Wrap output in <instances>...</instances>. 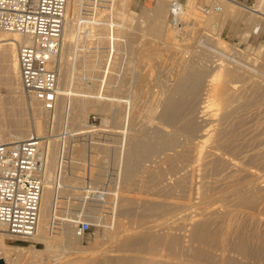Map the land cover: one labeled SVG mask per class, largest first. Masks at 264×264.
<instances>
[{
	"label": "rangeland",
	"instance_id": "1",
	"mask_svg": "<svg viewBox=\"0 0 264 264\" xmlns=\"http://www.w3.org/2000/svg\"><path fill=\"white\" fill-rule=\"evenodd\" d=\"M180 1L186 6V15L182 29L177 30L170 25L169 0H118L115 10L118 51L106 70V27L94 22L81 25V12L89 10L93 3L77 0L76 20L67 28L69 33L74 30L76 36L72 41H62L59 59V88L68 85V102L65 105L59 96L57 107L51 113L23 90L21 81L16 95L12 93L8 85L11 76L1 71L7 68L8 58H3L0 50V135L9 141L5 136L7 131L22 126L27 131L24 139L38 136L45 161L44 181L50 174L57 186L49 205L52 215L48 210L49 219L54 218L48 243L11 236L4 228L8 236L5 237L6 247H0V264H100L108 258L112 259V264H118L117 258L124 257L138 259L139 264H175L186 259L185 248L188 242L196 243L194 235L202 227L217 239L222 231L232 230L230 235H233L241 226L246 230L250 228L248 231L253 232L250 235L259 240L253 243H264V76L259 74H264V19L248 10L229 8L220 0ZM162 3V13L156 14ZM240 4L254 5L252 9L264 15V0L241 1ZM205 6H219L223 11L204 15ZM256 27H260L258 34L253 33ZM221 69L222 76L218 82H213V75ZM194 70L203 74L198 80L200 83L193 79L187 81V95L183 99L176 97L180 104L178 111L171 120H165L161 116L163 109L158 106L159 97L172 85L195 73ZM227 74L230 75L228 80ZM230 80L229 84L235 82L239 86L230 91L232 101L227 106L222 101L220 86ZM221 81L223 84L218 85ZM208 89L210 93L206 92ZM208 95L214 101H210L212 106L205 112L200 108L206 105ZM233 107L238 111L229 116L232 117L229 120L224 114ZM199 112L205 113L200 115ZM206 129L212 137L202 145L198 140H202ZM182 133L186 139L181 138ZM165 135L179 137L180 141L176 140L175 145L167 148L159 146L140 164L132 180L125 182L121 175L127 147L145 138L156 137L155 141L159 142V137ZM216 140L218 152L212 154L211 147ZM198 157L203 160L197 166ZM88 182L106 197L88 198L82 190ZM193 186L199 196L195 195ZM237 193L256 197L255 210L247 207L249 213H237L235 217L226 213L225 208L223 211L222 206L236 207ZM211 203L222 208L215 212L218 215L205 212L207 216L198 210L195 214V209L204 210ZM228 215L229 221L235 220L232 225L227 221ZM205 217L211 220L207 223ZM84 220L92 225L86 233L79 229ZM176 244L182 247L178 249Z\"/></svg>",
	"mask_w": 264,
	"mask_h": 264
},
{
	"label": "built area",
	"instance_id": "2",
	"mask_svg": "<svg viewBox=\"0 0 264 264\" xmlns=\"http://www.w3.org/2000/svg\"><path fill=\"white\" fill-rule=\"evenodd\" d=\"M233 1L240 4L250 0ZM117 2L91 0V8L85 9L79 16L81 25L94 22L106 27V70H109L118 51ZM169 3L170 25L181 30L186 6L180 0H169ZM240 5L248 9L254 6ZM67 7L68 0H0V30L29 35L32 40L31 44L20 46L17 52L22 88L50 113L55 111L59 98V59ZM221 11L219 6L202 8L204 15ZM259 31L260 27L253 29L254 34ZM83 79L87 81L85 77ZM44 172L45 161L38 136L6 141L0 135V225L11 236L21 239L35 236L44 193ZM87 184L82 190L88 198L101 200L106 197L90 182ZM91 227L86 220L79 225L82 233L88 232Z\"/></svg>",
	"mask_w": 264,
	"mask_h": 264
},
{
	"label": "bare ground",
	"instance_id": "3",
	"mask_svg": "<svg viewBox=\"0 0 264 264\" xmlns=\"http://www.w3.org/2000/svg\"><path fill=\"white\" fill-rule=\"evenodd\" d=\"M221 2H222V4L223 5H229V8H230V6H234V7H238V8H240V9H244V10H248V11H250V12H252L253 14H255V15H257V16H260V17H262L263 19H264V15H262V13L261 12H258V11H254L253 9H248V8H246V7H244V6H242V5H240L239 3H236V2H234L233 0H220ZM72 7H74V9L72 8ZM76 8H77V0H68V7H67V14H66V24H65V29H64V38H63V41L64 42H68V40L70 39L71 41H72V39L74 40V35L75 34H73V31L72 32H67V28H69L70 26H71V23H73L75 20H76V16H75V14H76ZM163 8H164V5H163V3L162 4H160L158 7H157V9H156V14H161L162 13V11H163ZM73 9V10H72ZM222 9V8H221ZM222 11H223V9H222ZM231 11V10H230ZM236 11H239V10H237V8H236ZM234 13H235V11H234ZM193 14V13H192ZM232 16H234V14H232ZM206 20H207V18H206ZM73 21V22H72ZM202 21V20H201ZM76 24V23H75ZM75 24H72L74 27H75ZM81 24V23H80ZM73 27V28H74ZM72 28V29H73ZM71 29V28H70ZM69 30V29H68ZM79 30V29H78ZM69 33V34H68ZM173 35V34H172ZM76 36V35H75ZM173 36H175V35H173ZM175 38V37H174ZM178 39V38H177ZM31 42H32V40H31V37L29 36V35H22V34H19V33H11V32H8V31H3L2 32V30H0V50H1V54H2V57L4 58L5 57V59H6V56H7V58H8V66H7V68H3V70H1V71H3V72H5V73H9L10 74V76H11V79L10 80H12V81H8V85H9V87H10V90L12 91V93H17L18 92V90H19V88L20 87H18V85H19V82H20V72H19V65H18V58H17V52H18V48L20 47V46H22V45H29V44H31ZM207 45V44H206ZM212 49H214V48H212ZM221 51V50H220ZM223 51V50H222ZM1 56V55H0ZM232 57V56H231ZM230 57V58H231ZM235 58V57H234ZM236 59V58H235ZM194 66V65H193ZM203 65H201V67H202ZM223 66V65H222ZM2 67V66H1ZM201 67H199L200 69H201ZM225 67V66H224ZM225 69V68H224ZM195 70H197V68L195 69ZM194 70V71H195ZM223 69H221V70H217L218 72L215 74V75H213V77H212V81L213 82H218L217 80H219V77H220V75H221V73H223V72H221ZM244 70V69H243ZM226 71V70H225ZM230 71V70H229ZM240 71V70H239ZM192 72V71H191ZM190 72V73H191ZM256 73H259V72H257V71H255ZM5 73H4V77H5ZM66 74V73H65ZM232 74V73H231ZM259 74H261V75H263L264 76V74L263 73H259ZM202 73L200 72V71H195V73H193V74H190V75H188L189 77L187 78V79H180L179 81V83L178 84H176V85H172L171 86V88H169L168 90H166V91H164V94H162V96L161 97H159L160 99L158 100V106L159 107H161L162 109H163V113H162V115L161 116H163V118L165 119V120H171L173 117H174V115L176 114V112L178 111V109H179V99L177 100V98L176 97H180L181 99H183V97H185L186 95H187V93H188V87H187V81H191L192 79L193 80H195L194 82L195 83H200V81H198L199 79H201L202 78ZM7 76V75H6ZM66 76V81H67V79H68V76H67V74L65 75ZM222 76V75H221ZM226 77H227V80L228 79H230V75L229 74H227V75H225ZM204 77V76H203ZM205 80V79H204ZM207 80V79H206ZM4 81V80H3ZM232 80H230V81H225L224 82V85L223 86H220L219 88L221 89L220 90V92H221V96H222V101H223V103L225 104V105H229V103L231 104V102L230 101H232L231 100V97H230V95H232V94H230V91L233 89V90H236L237 89V86H239V85H237V83L235 84V82L234 83H232V84H229V82H231ZM193 82V84H195ZM211 82V81H210ZM212 82V83H213ZM21 83V82H20ZM192 83V82H191ZM219 83H220V81H219ZM218 83V85H222L223 84V82L221 81V84H219ZM243 83V82H242ZM245 83V82H244ZM1 84V83H0ZM167 84V83H166ZM165 84V85H166ZM174 84V83H173ZM190 84V83H189ZM251 84V83H250ZM164 85V84H163ZM171 85V84H170ZM169 84H168V86H170ZM197 85V84H196ZM237 85V86H236ZM22 86V85H21ZM247 86V85H246ZM212 88V87H211ZM239 87H238V91L237 92H239ZM246 89V88H245ZM59 96L60 97H62V99L64 100V104L66 105L67 104V102H68V96H69V90H68V85H66V86H63V87H60L59 88ZM190 90H191V88H190ZM207 90V89H206ZM211 90V89H210ZM256 90V89H255ZM118 91V90H117ZM219 91V90H218ZM258 91V90H257ZM260 91H261V89H260ZM206 92H209V89H208V91H206ZM213 92V91H212ZM211 92V93H212ZM234 92H236V91H234ZM255 92V91H254ZM161 93H163V92H161ZM205 93V92H204ZM203 93V97H205L206 96V94H204ZM210 93V92H209ZM256 93V92H255ZM16 95V94H15ZM212 96H213V93L211 94ZM236 95L238 96L239 94H237L236 93ZM209 96V97H208ZM207 96V98L209 99L210 98V95H208ZM211 96V100H206V105L204 106V105H202V106H204V107H202V108H200L201 110H205V112H206V109L208 108L209 109V107H211L212 106V102L214 101V100H212V97ZM243 96V95H242ZM264 96V95H263ZM17 97V96H16ZM19 97V96H18ZM203 97L201 98V100L203 99ZM219 97V96H218ZM240 97V96H239ZM175 98H176V100H175ZM258 98V97H257ZM119 99V98H118ZM205 99H206V97H205ZM188 100V99H187ZM204 100V99H203ZM264 100V99H263ZM116 101V100H115ZM205 101V100H204ZM210 101H212V102H210ZM243 101V100H242ZM248 101V100H247ZM202 102V101H201ZM220 102V101H219ZM121 103V102H120ZM233 103V102H232ZM251 103V102H250ZM118 104V103H117ZM201 104V103H200ZM202 104H204V102L202 103ZM248 104V103H247ZM119 105V104H118ZM235 104L233 103V106H234ZM214 106V105H213ZM238 107V105H235V107ZM118 107V106H117ZM200 107H201V105H200ZM231 107H232V105H231ZM196 108H197V106H196ZM223 108V107H222ZM230 108V107H229ZM239 108V107H238ZM238 108H237V111H238ZM241 108V107H240ZM239 108V109H240ZM258 108V107H257ZM157 109V108H156ZM264 109V108H263ZM224 110V109H223ZM241 110V109H240ZM254 110H257V109H254ZM259 110V109H258ZM146 111V110H145ZM149 111V110H148ZM151 111V110H150ZM154 111H155V109H154ZM194 111V110H193ZM210 111V110H209ZM235 109H234V107H233V109L231 110V111H229L228 110V112L229 113H225L224 115H226L228 118H229V116H232V115H234L236 112H237ZM242 111V110H241ZM264 111V110H263ZM262 111V112H263ZM120 112V111H119ZM205 112H203V113H205ZM240 112V111H239ZM261 112V111H260ZM4 113V112H3ZM128 113V112H127ZM130 113V112H129ZM153 113V112H152ZM199 113H202V112H199ZM203 113L202 114H200V115H203ZM244 113V112H243ZM246 113V112H245ZM126 114V113H125ZM153 114H155V112L153 113ZM206 114H208V113H206ZM129 115V114H128ZM131 115V114H130ZM129 115V116H130ZM149 115V114H148ZM194 115V114H193ZM205 115V114H204ZM3 116H5V115H3ZM150 116H152V115H150ZM226 116L225 117H223V118H226ZM147 117V116H146ZM202 117V116H201ZM206 117V116H205ZM208 117V116H207ZM221 117V116H220ZM235 117H236V115H235ZM6 118V117H5ZM129 118V117H128ZM151 119L153 118V116L152 117H150ZM244 118V117H243ZM124 119V118H123ZM122 119V120H123ZM127 119V118H126ZM176 119V118H175ZM198 119V118H197ZM209 119V118H208ZM231 119H232V117H231ZM230 118H229V120H231ZM235 119V118H234ZM250 119V118H249ZM147 120V119H146ZM149 120V119H148ZM159 120V119H158ZM210 120V119H209ZM225 121H227V120H225ZM242 121V120H241ZM250 121V120H249ZM156 122V121H155ZM162 122V121H161ZM160 122V123H161ZM239 122V121H238ZM243 122V121H242ZM224 123V122H223ZM237 123V122H236ZM257 123V122H256ZM154 124V123H153ZM246 124V123H245ZM252 124V123H251ZM251 124H250V126H251ZM147 125H149V124H147ZM151 125V124H150ZM177 125V124H176ZM203 125H204V122H203ZM206 126L208 125V124H205ZM218 125V124H217ZM38 126V125H37ZM159 126V125H158ZM194 126V125H193ZM209 126H210V128H211V126L212 125H210L209 124ZM216 125H214V127H215ZM226 126V125H225ZM244 126V125H243ZM263 126V125H262ZM42 127V126H41ZM186 127H188V126H186ZM222 127V126H221ZM259 127V126H258ZM3 128V127H2ZM139 128V127H138ZM194 128V127H193ZM192 128V129H193ZM252 128V127H251ZM254 128V127H253ZM38 129V128H37ZM151 129H153V128H151ZM156 129V128H155ZM164 129V128H163ZM179 129V128H178ZM191 129V128H190ZM260 129V128H259ZM140 130V129H139ZM147 130H148V128H147ZM154 130V129H153ZM180 130V129H179ZM260 130H262V128L260 129ZM259 130V131H260ZM142 131V130H141ZM159 131V130H158ZM166 131V130H165ZM177 131V130H176ZM193 131V130H192ZM195 131V130H194ZM220 131H221V129H220ZM233 131V130H232ZM253 131V130H252ZM25 132L27 133V131H25L24 130V128L22 127V126H17L16 127V129L14 130V131H10V132H8L7 131V133H6V135L5 136H7V140H9V141H20V140H24V137H26L25 135ZM41 132V131H40ZM140 132V131H139ZM144 132V131H143ZM163 132V131H162ZM178 132H180V131H178ZM246 132V131H245ZM171 133V132H170ZM225 133V132H224ZM238 133V132H237ZM251 133V132H250ZM2 134V133H1ZM34 134V133H33ZM36 134H37V132H36ZM172 134V133H171ZM177 134H179L180 135V133H177ZM186 134V133H185ZM194 134V133H193ZM192 134V135H193ZM199 134H201V133H199ZM211 134V133H210ZM209 130L208 129H206V130H204L203 131V133H202V136H201V138L200 139H202V140H198V141H202L201 142V144L202 145H205V144H207V142H209V140H210V138L212 137H210L209 135ZM215 134V133H214ZM28 135H29V133H28ZM38 135V134H37ZM182 135H183V133H182ZM181 135V136H182ZM191 135V136H192ZM220 135V134H219ZM31 136V135H30ZM221 136V135H220ZM223 136V135H222ZM3 137V136H2ZM153 137H155V136H153ZM194 137V136H193ZM144 138V137H143ZM158 138V137H157ZM161 138V139H160ZM182 139L183 138H185V135H183V137H181ZM195 138V137H194ZM241 138V137H240ZM140 139V138H139ZM155 139H156V137H155ZM155 139H153V138H145L144 140L143 139H141V141H137V142H134V143H131L130 144V146H128L127 147V149H126V153L124 154L125 156H124V163L122 164L123 165V167H124V171L122 172V175H121V177H122V179L125 181V182H130L131 180H132V178H133V176L135 175V173L139 170V167H140V164L144 161V160H146V158L148 157V155L149 154H151V153H155L157 150H158V148H159V146H162V148H164V147H170V146H173V145H175L176 144V140H178L179 139V137L178 138H176L175 136H173L172 138H169L167 135H165L164 137L162 136V137H159V139H160V141L158 142V141H155ZM181 139V140H182ZM186 139V138H185ZM196 139V138H195ZM218 139V138H217ZM224 139V138H223ZM233 139V138H232ZM246 139V138H245ZM156 140H158V139H156ZM188 140V139H187ZM179 141H180V139H179ZM185 141V140H184ZM197 141V142H198ZM219 141V140H218ZM221 141V140H220ZM223 141V140H222ZM178 142V141H177ZM191 142V141H190ZM196 143V142H195ZM215 143H217V140L214 142V145H215ZM228 143V142H227ZM189 144V143H188ZM196 145H197V143H196ZM198 145H200V144H198ZM213 145V144H212ZM217 146H219V145H217ZM200 148H201V146H199ZM183 148H184V146H183ZM187 148H189V147H187ZM190 149V148H189ZM161 150H163V149H161ZM218 149L216 148V145L215 146H213V147H211V151L210 152H212V154H215L216 152H218L217 151ZM253 150V149H252ZM178 151V150H177ZM199 151H201L202 152V150H199ZM125 152V151H124ZM161 152V151H160ZM205 152V151H204ZM221 152V151H220ZM251 152V151H250ZM53 153V152H52ZM56 153H58L57 151H56ZM204 154V153H203ZM247 154V153H246ZM174 155V154H173ZM194 155V154H193ZM193 155H192V157H193ZM197 156H198V154H197ZM201 156H203V155H201ZM209 156V155H208ZM161 157V156H160ZM172 158V157H171ZM210 158H212V157H210ZM254 158H256V157H254ZM234 159H235V157H234ZM203 159L201 158V157H198V159L195 161V163L197 164V166L199 165V163L202 161ZM212 160V159H211ZM187 161V160H186ZM235 161V160H234ZM188 162V161H187ZM209 162H211V161H209ZM239 164V163H238ZM242 164H244V163H242ZM241 164V165H242ZM146 165V164H145ZM190 165V164H189ZM192 165V164H191ZM194 166H195V164H193ZM200 165H201V163H200ZM236 166V165H235ZM239 166V165H238ZM246 166V165H245ZM185 166L183 165V168H184ZM202 167V166H201ZM242 167H243V165H242ZM141 168H143V167H141ZM192 168V167H191ZM198 169H200L199 167H197ZM204 168V167H203ZM253 168V167H252ZM144 169V168H143ZM255 169V168H254ZM253 169V171H255V173H257V172H259V171H257V169L256 170H254ZM123 170V169H122ZM186 170V169H185ZM190 170V169H189ZM188 170V171H189ZM192 170H193V168H192ZM195 170H196V166H195ZM252 170V169H251ZM257 171V172H256ZM182 172V171H181ZM199 172V171H198ZM208 172V171H207ZM172 173V172H171ZM197 173V172H196ZM191 174V173H190ZM198 174V173H197ZM203 174V173H202ZM206 174V173H205ZM212 174V173H211ZM183 175H184V172H183ZM258 175V174H257ZM261 175V174H260ZM54 176V175H53ZM189 176V175H188ZM191 176V175H190ZM199 176H200V173H199ZM211 176V175H210ZM214 176V175H213ZM262 176V175H261ZM178 177V176H177ZM185 177V176H184ZM202 177H203V175H202ZM186 178V177H185ZM188 178V177H187ZM193 178V177H192ZM195 179V178H194ZM193 179V180H194ZM190 180V179H189ZM197 180V179H196ZM205 180V179H204ZM259 180H261V179H259ZM173 181V180H172ZM183 181H184V178H183ZM203 181V180H202ZM209 181V180H208ZM197 182H200V181H197ZM203 182H205V181H203ZM203 182H201V183H203ZM207 182V181H206ZM210 182V181H209ZM252 182V181H251ZM255 182V181H254ZM259 182H261V181H259ZM184 183V182H183ZM188 183H191V181H189ZM174 184V183H173ZM182 184V183H181ZM192 184V183H191ZM194 184V183H193ZM200 184V183H199ZM216 184V183H215ZM250 184V183H249ZM254 184V183H253ZM252 184V185H253ZM256 185H258L257 184V182L255 183ZM187 185V184H186ZM213 185V184H212ZM218 185V184H217ZM221 185V184H220ZM251 185V186H252ZM170 186V185H169ZM195 186V185H194ZM194 186H193V188H194ZM199 186V185H198ZM235 186V185H234ZM250 186V187H251ZM56 185H55V182H54V180L52 179V176L50 175V174H48L47 175V177H46V179H45V181H44V193H43V197H42V203H41V211H40V218H39V228H38V230H37V232H36V234H35V236L33 237V238H31V239H34V240H36L37 242H44V243H48V234H50L51 233V230H52V227H53V225H52V220L54 219H49V218H51L50 217V213H51V215H52V212L50 211V207H49V205L51 204L50 202H52L51 201V199L53 198V196L55 195V189H56ZM184 187V186H183ZM188 187L190 188V185H188ZM197 187V186H196ZM229 187V186H228ZM248 188L247 187V189H249V190H251V188ZM253 187V186H252ZM257 186H254L253 188H256ZM192 188V189H193ZM222 188V187H221ZM227 188V187H226ZM241 188V187H240ZM262 188H263V186H262ZM195 189V195H198L197 193H196V188H194ZM197 189H198V187H197ZM235 190V189H234ZM254 190V189H253ZM264 190V189H263ZM214 191H215V189H214ZM236 191V190H235ZM237 191H239V189L237 190ZM254 191H256V190H254ZM261 191V190H260ZM189 192V191H188ZM247 192V191H246ZM215 193V192H214ZM227 193V192H226ZM241 193V192H240ZM255 193H260V192H255ZM194 194V193H193ZM218 194V193H217ZM238 194V193H237ZM247 194V193H246ZM191 195H192V193H191ZM190 195V196H191ZM234 195V194H233ZM259 195H261V194H259ZM264 195V194H263ZM178 196V195H177ZM199 196V195H198ZM202 196V195H201ZM238 196H239V194H238ZM237 196V197H238ZM258 196V195H257ZM193 196H191V198H192ZM229 197V196H228ZM264 197V196H263ZM262 197V198H263ZM196 198V197H195ZM231 198V197H230ZM205 199V198H204ZM260 199V198H259ZM264 199V198H263ZM191 200V199H190ZM189 200V201H190ZM194 200V199H193ZM199 200V199H198ZM206 200V199H205ZM238 201H237V204L235 205L236 207L235 208H232V206L234 207V205H232L231 206V209L230 208H227V207H225V206H222L223 207V211H224V208L226 209V213H228L229 215L230 214H233V216L235 217V214H236V216H238L237 215V213H240V214H247V213H249L250 212V210L249 209H247V207H251L250 209L252 210V209H254L255 210V206L256 205H258L257 203H258V200L256 199V197H254V196H248V195H241V196H239V198L237 199ZM188 201V200H187ZM261 202H262V199H261ZM193 203V202H192ZM233 203H234V199H233ZM217 203H211V204H207V206H206V208L203 210H199V209H195L196 211H194L195 212V214L197 213V210L199 211V213H201L202 211H204L203 212V214H207V216H208V213L209 212H211V214H216V215H218L217 213H215V212H219L218 211V209L220 208V206H219V203H218V206H219V208L218 207H216L217 205H216ZM231 204V203H230ZM52 205V204H51ZM193 205V204H192ZM203 205V204H202ZM190 206H191V204H190ZM189 206V207H190ZM260 206V205H259ZM200 207V206H199ZM201 207H205V206H201ZM252 207H254V208H252ZM179 208V207H178ZM197 208V207H196ZM244 208H246L247 210H244ZM260 208H261V206H260ZM190 209H191V207H190ZM220 209H222V208H220ZM263 209H264V206H263ZM50 211V213H49V211ZM180 210V209H179ZM249 210V211H248ZM181 211V210H180ZM201 211V212H200ZM248 211V212H247ZM205 212H208V213H205ZM263 212H264V210H263ZM190 213V212H189ZM256 213V212H255ZM192 214V213H191ZM257 214H259L258 212H257ZM180 215H182L181 213H180ZM190 215V214H189ZM221 215V214H220ZM223 215H224V213H223ZM228 215V216H229ZM251 215V214H250ZM249 215V216H250ZM183 216V215H182ZM194 216V215H193ZM197 216V215H196ZM248 216V215H247ZM190 217V216H189ZM220 217V216H219ZM225 217V216H224ZM227 217V216H226ZM253 217V218H252ZM251 217V219H254V216H252ZM259 217V216H258ZM264 217V216H263ZM188 218V217H187ZM199 218H201V217H199ZM206 218V217H205ZM229 218H230V216L227 218V221H229ZM240 218V217H239ZM243 218H245V216L243 217ZM250 218V217H249ZM261 218V217H260ZM196 219V218H195ZM206 219H208V218H206ZM206 219H204L205 221H207V223H208V221H209V219L211 220V218H209L208 220H206ZM241 219V218H240ZM191 220V219H190ZM213 220V219H212ZM220 220H222V219H220ZM231 220V219H230ZM239 220V219H238ZM248 220V219H247ZM256 220V219H255ZM261 220H262V218H261ZM263 220H264V218H263ZM263 220H262V222H263ZM193 221V220H192ZM197 221H199L198 219H197ZM196 221V222H197ZM215 221V220H214ZM235 221V220H234ZM234 221L232 220V221H229V222H231V224H229V225H232L233 223H234ZM63 222V221H62ZM75 222V221H74ZM220 222V221H219ZM223 222V221H222ZM233 222V223H232ZM258 222V224H259V221H257ZM261 222V223H262ZM184 223V222H183ZM206 223V222H205ZM205 223H203V225H205ZM252 223H253V221H252ZM252 223H250V225L252 224ZM254 223H256L255 221H254ZM237 224V222H235V225ZM257 224V223H256ZM67 225V224H66ZM207 225V224H206ZM263 225H264V223H263ZM228 226V225H227ZM260 227H261V224L259 225ZM209 227V226H208ZM211 227V226H210ZM220 227H222V226H220ZM249 227H251V226H249ZM199 229H200V227H198ZM246 228V227H245ZM244 228V229H245ZM253 228V227H252ZM256 227H254V229H255ZM258 228V227H257ZM4 227L3 226H1L0 225V247H2V249H4V247H6L5 246V237L6 236H8L7 234H5L4 233ZM216 229V228H215ZM218 229V228H217ZM220 230H221V228H219ZM222 229H224V228H222ZM229 229V228H228ZM243 229V227L241 226V228H239V229H237V231L235 230V229H233V231L235 230L236 232L233 234V235H230V231H232V230H227V231H229V232H225V231H222V233L220 234V236H219V234H218V236H219V238L217 239V237L215 236V235H213V234H210V233H207V232H205L204 231V228L202 227L200 230H198V231H196V233H195V235H194V238H195V242L196 243H189L188 242V245H187V247L184 245V243H183V245L186 247H184L183 246V248H185L186 249V253L183 251L184 249H181L185 254L183 255L184 256V258L186 257V259L183 261H181V260H178V262L177 263H175V264H264V243H253V240H254V238H253V236L252 235H250V234H252L251 232H249L248 230L250 229H248V230H244ZM260 231H261V229H259ZM264 230V229H263ZM262 230V231H263ZM247 231V232H246ZM255 231V230H254ZM261 231V232H262ZM192 232V231H191ZM256 232H257V230H256ZM256 232H255V234H256ZM259 232V231H258ZM257 232V233H258ZM264 232V231H263ZM188 233V232H187ZM116 233H114L113 235H115ZM259 235L261 234L260 232L258 233ZM185 235V234H184ZM255 237V236H254ZM256 237H258L257 236V234H256ZM263 237V236H262ZM18 238V237H17ZM50 239V238H49ZM192 239H193V237H192ZM260 239V238H259ZM159 240V239H158ZM255 240H257V241H259L258 240V238L257 239H255ZM255 240H254V242H255ZM260 241H263L262 239L260 240ZM157 242V241H156ZM187 242V241H186ZM177 243V242H176ZM125 244V243H124ZM132 244V243H131ZM141 244V243H140ZM159 244V243H158ZM158 244H154V245H158ZM161 244V243H160ZM165 244V243H164ZM175 244V243H174ZM173 244V245H174ZM187 244V243H186ZM145 245V244H144ZM147 245V244H146ZM150 245V244H149ZM148 245V246H149ZM168 245V244H167ZM136 246H137V244H136ZM130 247V246H129ZM159 247V246H158ZM161 247V246H160ZM176 247H178L177 246V244H176ZM180 247H182V246H180ZM180 247H178V249L180 248ZM123 248H124V246H123ZM167 248V247H166ZM169 248V247H168ZM22 249H24V248H22ZM125 249H127V248H125ZM124 249V251H126ZM170 249V248H169ZM155 251H157L156 249H154ZM153 251V250H152ZM175 251V250H174ZM180 251V250H179ZM128 252V251H127ZM129 252H130V250H129ZM3 253H6V252H4L3 251ZM173 253H176V252H173ZM182 252L180 251V254H181ZM153 255V254H152ZM175 254H173V256H174ZM177 255V254H176ZM125 256V255H124ZM123 257V256H122ZM128 257V256H127ZM169 257V256H168ZM172 257V256H171ZM115 258V257H114ZM142 259V258H141ZM144 259V258H143ZM170 259V258H169ZM115 260V259H114ZM113 260V261H114ZM118 261V262H117ZM139 261L140 260H138V259H134V260H128V259H126L125 257L124 258H117V260H116V262L118 263V264H139ZM187 262V263H184V262ZM115 262V261H114ZM144 262V261H143ZM173 262V261H172ZM100 264H112V259H106L103 263H100ZM116 264V263H115Z\"/></svg>",
	"mask_w": 264,
	"mask_h": 264
}]
</instances>
